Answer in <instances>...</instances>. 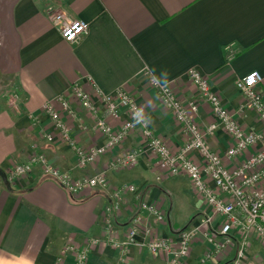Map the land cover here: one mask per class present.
<instances>
[{
  "label": "crops",
  "instance_id": "0c3cea01",
  "mask_svg": "<svg viewBox=\"0 0 264 264\" xmlns=\"http://www.w3.org/2000/svg\"><path fill=\"white\" fill-rule=\"evenodd\" d=\"M50 12L87 22V34L75 44L65 42L52 28ZM190 69L209 80L243 130L264 133V124L234 86L237 78L256 71L264 93V0H0V264H73L74 256L64 254V246L81 247L90 239L98 244L88 252L86 264H168L169 257L151 254L146 242L161 238L176 246L177 232L194 228L198 233L190 254L179 264H225L234 257L237 237L224 255L204 259L210 245L203 233L219 230L223 219L213 216L211 224L204 225L211 208L184 174H168L137 132L127 134L95 163L79 168L49 117L40 113L47 102L58 109L56 97L66 94L86 128H78L61 113L71 135L84 148L100 146L104 137L89 130L91 120L69 88L75 82L90 94L92 82L104 93L122 88L139 102L151 131L176 153L186 137L149 86L145 72L187 105L199 101L187 77ZM94 102L100 106L95 97ZM125 119L123 114L110 123L118 129ZM195 121L201 129L213 122L206 104L199 103ZM206 142L227 168L242 160L225 158L233 141L224 131L216 130ZM134 149L143 153L133 167L108 170L112 157ZM33 153L44 154L52 166L74 179L104 172L108 185L71 195L38 168L11 181V167ZM191 158L202 164L198 153ZM123 185L134 186L137 196L123 193L115 209L112 195ZM144 203L156 206L163 220L143 211ZM104 216L115 228L110 236ZM135 220V244L126 247L127 231ZM108 237L121 247H112ZM246 252L242 264H264V245L258 239L250 238Z\"/></svg>",
  "mask_w": 264,
  "mask_h": 264
},
{
  "label": "built area",
  "instance_id": "2783aa9c",
  "mask_svg": "<svg viewBox=\"0 0 264 264\" xmlns=\"http://www.w3.org/2000/svg\"><path fill=\"white\" fill-rule=\"evenodd\" d=\"M48 19L55 32L70 44L77 43L88 32L87 22L68 20L59 12H50ZM145 74L148 76L149 86L155 91L160 103L169 111L186 137L185 144L176 153H172L167 144L151 131L139 102L122 88H118L112 93H104L93 82V94L86 92L80 82L73 83L69 88L71 95L91 120L89 130L100 133L104 137V144L100 146L84 148L71 135L61 113H65L75 121L78 128H86L82 124V118L71 108L66 94L56 97L55 102L58 109L53 103L47 102L41 106L40 113L49 117L62 143L75 156L79 168L95 163L100 157L119 146L127 134L137 132L145 142L147 150L167 168L168 174L170 176L184 174L189 179L193 191L211 208L212 215L204 220V225L209 226L213 216L223 219L219 230L210 229L203 233L205 240L210 245L204 259L211 260L221 257L237 237L239 240L238 249L234 257L227 260L225 264H242L246 257L251 235H254L264 245V133L243 130L233 114L222 105L209 80L195 69H190L187 77L195 87L199 101L189 102L187 105L178 100L169 86L161 84L149 72H145ZM261 81L260 74L252 71L237 78L234 86L264 124V93L260 90ZM94 97L99 100V107L95 104ZM199 103H204L209 107L213 118V122L208 124L205 129H201L195 121ZM123 114L126 115V119L118 129L113 128L110 122L119 120ZM216 130L224 131L233 141L232 146L227 148L224 153L225 158L230 161L242 158L238 165L232 169L227 168L221 156L213 152L207 145V138L213 136ZM42 135L47 141L52 140L50 134L43 133ZM250 150L254 151L243 157ZM142 153L141 149L123 151L109 160L107 168L113 172L127 170L138 162ZM192 153H198L202 164L191 158ZM34 168H38L43 175L54 179L71 195H77L91 188L105 189L108 185L104 172L74 179L69 174L52 166L42 153H33L24 163L13 165L8 172V178L11 181L24 178ZM210 183L215 189L210 186ZM125 192L137 196V189L132 185H123L117 188L112 195L115 209H118L120 196ZM141 208L154 215L157 221L163 220V213L156 206L144 203ZM105 217L104 227L110 236L114 233L115 228L110 218ZM138 232L139 227L135 220L128 228L124 246L134 245ZM145 233L149 235L150 230L147 229ZM197 233L196 228L179 230L176 246L165 239H150L146 242V249L151 254L165 253L169 257L168 264H179L181 260L189 256L192 242ZM219 237L222 240H219ZM108 241L114 248L121 247L110 237H108ZM97 244V239H90L81 247L66 244L63 252L74 256L73 264H86L88 252Z\"/></svg>",
  "mask_w": 264,
  "mask_h": 264
},
{
  "label": "rangeland",
  "instance_id": "374dc122",
  "mask_svg": "<svg viewBox=\"0 0 264 264\" xmlns=\"http://www.w3.org/2000/svg\"><path fill=\"white\" fill-rule=\"evenodd\" d=\"M237 165H238V163H237ZM237 165H235V166H237ZM251 237H254V238H256L254 235H251ZM65 247V246H64ZM231 247V246H230ZM229 247V248H230ZM248 249V248H247ZM247 251V250H246ZM64 253V252H63ZM247 253V252H246ZM64 254H68V253H64ZM246 258V257H245ZM245 260V259H244Z\"/></svg>",
  "mask_w": 264,
  "mask_h": 264
}]
</instances>
